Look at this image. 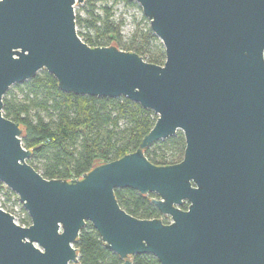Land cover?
Here are the masks:
<instances>
[{
	"label": "water",
	"instance_id": "95a60500",
	"mask_svg": "<svg viewBox=\"0 0 264 264\" xmlns=\"http://www.w3.org/2000/svg\"><path fill=\"white\" fill-rule=\"evenodd\" d=\"M85 0H0V183L30 224L0 206V264H79L87 223L121 264H264V0H126L161 42L162 65L77 34ZM45 70L64 93L125 97L156 121L135 152L75 180L44 179L27 160L23 129L3 97ZM181 132L182 160L154 165L144 152ZM132 189L160 215H128L115 189ZM187 203V209L181 206Z\"/></svg>",
	"mask_w": 264,
	"mask_h": 264
},
{
	"label": "trees",
	"instance_id": "16d2710c",
	"mask_svg": "<svg viewBox=\"0 0 264 264\" xmlns=\"http://www.w3.org/2000/svg\"><path fill=\"white\" fill-rule=\"evenodd\" d=\"M136 6L126 0H105L100 13L93 0L86 1L87 17H75L76 25H84L80 39L90 47L113 46L133 52L147 63L162 65L164 49L153 35L148 23L137 26L124 41L120 35L123 18H115V6ZM142 20H147L142 17ZM148 22V21H147ZM158 42V43H157ZM2 114L19 123L23 129L22 146L31 151L27 163L44 179L75 180L94 165L109 163L135 152L143 137L152 129L157 116L125 97L98 98L64 93L56 79L41 70L29 81L14 85L3 97ZM181 132L148 148L144 155L154 165L179 163L184 153ZM1 186V183H0ZM119 207L128 215L141 219H164L149 196L132 189H115ZM26 212L21 226H29ZM79 252V264H121L119 257L107 250L90 223L80 231L74 244ZM133 264H159L149 254L135 255Z\"/></svg>",
	"mask_w": 264,
	"mask_h": 264
},
{
	"label": "rangeland",
	"instance_id": "374dc122",
	"mask_svg": "<svg viewBox=\"0 0 264 264\" xmlns=\"http://www.w3.org/2000/svg\"><path fill=\"white\" fill-rule=\"evenodd\" d=\"M86 1L87 0H85L81 4H76L74 6L75 17H80L81 19H85L87 17ZM93 1L97 7V11L100 13V7L104 4L105 0H93ZM135 5L136 6L126 7L123 3H118L115 6V18H118L120 15L123 18V25L120 28V35H121L123 41L131 35V33L134 31V29L137 26L143 27L144 24L148 23L147 22L148 20H146V21L142 20V17H144V16L142 14V11H141L139 5L137 3H135ZM148 25H149V23H148ZM76 30H77V33L78 32L84 33L85 31H87V29L84 27V25H81V26L76 25ZM159 43H161V42L159 41ZM111 44H116V42L112 41ZM13 90H14V85H12L9 88V91H13ZM17 201H18V197H17ZM7 203L8 202L5 201V204L1 203L0 205L6 211H10V210L13 211V209L15 210V208H16V210H17V214H16L17 222L20 223L21 219H23V217H24V209L22 208V205L20 203L17 204L16 202H14L12 205H8Z\"/></svg>",
	"mask_w": 264,
	"mask_h": 264
},
{
	"label": "built area",
	"instance_id": "2783aa9c",
	"mask_svg": "<svg viewBox=\"0 0 264 264\" xmlns=\"http://www.w3.org/2000/svg\"><path fill=\"white\" fill-rule=\"evenodd\" d=\"M5 201L8 202L7 203L8 205H12L14 202H16L17 204L20 203L19 201H17V196L9 188H7L4 184L1 183V186H0V204L1 203L5 204ZM6 212L10 213L14 217V220L17 222V216H16L17 210H16V208H15V210L13 209V211L10 210V211H6Z\"/></svg>",
	"mask_w": 264,
	"mask_h": 264
},
{
	"label": "flooded vegetation",
	"instance_id": "af4514ba",
	"mask_svg": "<svg viewBox=\"0 0 264 264\" xmlns=\"http://www.w3.org/2000/svg\"><path fill=\"white\" fill-rule=\"evenodd\" d=\"M149 196V195H148ZM151 196H153V197H150V201L152 200V199H154V198H156V195H154V194H151ZM187 203H184L182 206H181V209L182 210H186L187 209ZM164 219H167V222H168V220H169V218L167 217V216H163V215H161Z\"/></svg>",
	"mask_w": 264,
	"mask_h": 264
}]
</instances>
